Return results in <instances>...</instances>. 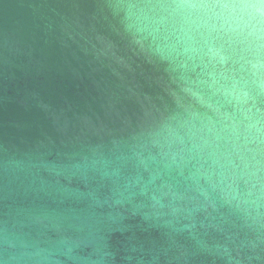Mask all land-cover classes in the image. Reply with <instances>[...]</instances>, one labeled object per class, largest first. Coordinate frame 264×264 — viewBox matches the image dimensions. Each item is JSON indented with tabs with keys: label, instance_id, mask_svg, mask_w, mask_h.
Here are the masks:
<instances>
[{
	"label": "water",
	"instance_id": "water-1",
	"mask_svg": "<svg viewBox=\"0 0 264 264\" xmlns=\"http://www.w3.org/2000/svg\"><path fill=\"white\" fill-rule=\"evenodd\" d=\"M0 264H264V0H0Z\"/></svg>",
	"mask_w": 264,
	"mask_h": 264
}]
</instances>
